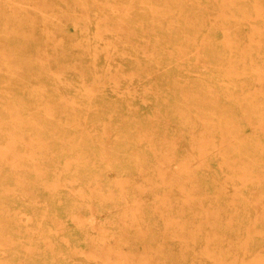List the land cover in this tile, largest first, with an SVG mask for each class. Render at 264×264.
<instances>
[{
	"label": "bare ground",
	"instance_id": "1",
	"mask_svg": "<svg viewBox=\"0 0 264 264\" xmlns=\"http://www.w3.org/2000/svg\"><path fill=\"white\" fill-rule=\"evenodd\" d=\"M111 86L134 95L145 88L151 100L124 99L115 111V100L97 97ZM70 93L86 97L71 100ZM152 103L167 105L166 119L174 117L180 127V136L171 139L163 155L157 140L169 135L168 129L141 132L151 119L133 117ZM86 109L89 118L74 116ZM91 120L97 123L91 130L102 139L114 127L126 148H112L110 136L106 143L90 141L91 130L67 134L71 122L76 128ZM186 131L195 133L191 144L200 150L197 163L193 149H182ZM129 135L144 140L128 142ZM263 139L264 0H0V264H264ZM54 140L56 154L49 156ZM84 142L86 156L72 153ZM19 143L27 148L18 150ZM148 153L153 159L144 164ZM129 155L133 164L124 160L108 168L135 179L155 171L163 176L149 179L147 189L137 185L144 192L171 181L163 207L176 209L175 216L168 218L159 207L160 217L148 221L143 204L134 205L126 196L125 208L116 210L122 220L115 229L118 237L110 234L114 226L104 222H112L115 214L96 212L74 230L90 234L94 229L101 238L60 248L66 251L60 253L51 236L37 241L18 224L24 218L23 198L7 202L13 177L7 174V160L29 167V158L36 164L48 158L62 171L102 172L107 158ZM174 158L178 162L172 168ZM108 174L90 180V186L104 185ZM221 175L226 176L223 183L212 182ZM59 183L43 179L25 190L42 195ZM37 203L27 209H39ZM87 208L91 205L78 206L73 221L84 220L81 212ZM168 219L173 228L162 227ZM51 221L58 230L67 229L68 222ZM28 234L31 238L24 240ZM50 248L54 253L45 254ZM28 249L32 252L25 253Z\"/></svg>",
	"mask_w": 264,
	"mask_h": 264
},
{
	"label": "rangeland",
	"instance_id": "2",
	"mask_svg": "<svg viewBox=\"0 0 264 264\" xmlns=\"http://www.w3.org/2000/svg\"><path fill=\"white\" fill-rule=\"evenodd\" d=\"M130 91H132V90L131 89H124V90H121V92H119L117 90V88H115L114 86H111L108 88H102V91H99V93L97 94V97L105 98V99H107V101L115 100L117 103L116 106L119 107L115 111L121 110L120 106H118V105L124 99L129 100V99L136 97V99H139L141 101L151 100L150 99L151 97L149 94L146 93L148 91L145 88L138 89L137 95L132 94V92H130ZM75 95L78 96L77 99L86 97L85 93H83V95L70 93V94H68L67 97L72 100L73 99L72 97H75ZM98 95H100V96H98ZM237 96L238 95H235L234 98L236 99ZM56 97H57V95H56ZM56 97L53 98L52 100L47 99L45 101V104H52L51 103L52 101L57 100ZM239 99H241V97H239ZM49 101H51V102L49 103ZM86 111H87V109L84 111V113H83V111L82 112L81 111L75 112L74 116L76 117V116H78L79 113H81L83 115V118H85V116L87 115ZM112 115L115 116L114 114H112ZM167 115H168V106L167 105L165 106L162 104H156V103H152L151 105H146V106L138 109L137 111H135L133 114V117L137 120L144 119V118H150L151 119V122H149L148 128L142 130L141 132H143V131L144 132H150L153 129H162V130L168 129L169 135L162 137L161 139L157 140L160 143L159 145L161 146V149L163 148L160 155H163L164 152H167V150L165 148L170 143L171 139L174 138L173 139V141H174L176 137L180 136V132H179L180 127L177 126V124L175 122V118L172 117L170 120H168V119H166ZM87 118H89L88 115H87ZM96 121L98 122V125H101L103 118L96 120ZM96 121L91 120V121H89L88 126L85 127L84 125H79L76 128L74 126L75 123L71 122L67 127V134H74L76 132L79 133L81 130H85V132H88L89 130L94 129V126L97 125ZM31 124H34V123H30L28 125L30 126ZM69 126L71 127V129ZM112 126H113V124H112ZM185 129H187V128H185ZM100 130H101V134H102L103 131L101 128H100ZM68 131H70V132L68 133ZM132 131L135 133H137V131H140V129H138V127H137V125H135V123L132 126ZM192 133L193 132H189V131L184 132L185 135H183V139H182V140H184V144L182 146V149H184L186 152H191L193 149V151H195L196 158L198 159L196 161V163H197L201 159L200 158V150L198 149V147H194V145L191 144L192 142H194V140H196V139H192V136L195 134V133H193V134ZM125 134H128V133H125ZM108 136H110L111 140L115 142L114 145L111 146L112 148L120 149V150H124L126 148V144L124 143L125 141L123 140L124 136L121 135V133L117 132L116 129H114V127L108 133L105 132L103 139L101 138L102 136H100L98 133H95L92 130H91V133H90L88 138L92 142H93V140H96V141L99 140V142H96V143L100 144L103 142L106 143L109 139ZM127 139H128V142H137V143L142 142L144 140V139L140 140V138H136V137L132 138L130 135L128 136ZM259 142L261 144H263L264 139L259 141ZM84 144H85V146L82 145V147H80L78 150H72V153H76V154H79L81 156H86L87 155V153H86L87 149H85V148H87V145L85 142H84ZM55 145H56V140L50 142V145H49L50 146V149H49L50 155L49 156L56 154V146ZM26 148H27V145L25 143H19L18 144V150H22V149H26ZM100 149L96 150L95 155L97 157L101 156L100 153H101V151H103L102 145H101ZM38 150H40V149H37V152H38ZM148 151H151V149H148ZM151 156L153 157V154L148 153L146 158L142 159V163L146 162V164H147L148 162H150V160L153 159ZM47 159L48 158H46L44 161L40 162V164H38V163L36 164V163H34L35 160L32 161V159L29 158V160H30V161H28L29 167L24 166V165H13L7 160V170H9V172L7 171L8 172L7 174H11V172L13 173L11 175V176H13L11 179V184L9 186H7V188H8L7 189V202H8V200H10V198H13L14 196H17L19 198H23L24 210L22 211V213H24V218H23V220H21V218H20L18 224L21 225L24 228V230L29 229V232H30L29 234H33V236H36L35 238L37 241H40L41 236H44V238L47 237V235L51 236V239L53 240V243H54V247H56V252L66 253V251L64 249L62 250L60 248H64L66 246L68 247V246H72V245H76V244L81 245V244L93 243L96 240L100 239L102 234H100L98 231H96L94 229L90 230L91 231L90 234H89V232L88 233L85 232L83 234V233L78 232L77 230H74V228H76V224H78V223L82 224L85 221H89L90 217L93 216V214L96 212L101 216H105V214H108L109 211L113 212L112 214H115L113 216L112 222L110 220L109 221L104 220V222H106V223L108 222V224L114 226V229L111 230L110 234L111 235L115 234V236L118 237L117 233L115 232V229L118 227V225L121 224L122 220L118 217V213L116 210L121 209V208H125V205L122 204L121 202H122V200L126 199V196H128L129 199H131V201L133 202L134 205L140 203L141 207H142V204H143V209L148 212V216H147L148 221H151L149 219H151L152 216H158L157 217V219H158L160 217V215L162 214V212H161L162 209H160L159 207H163V205L165 206L168 203L169 197L168 196L166 197V194H167L169 188L172 187L171 181L161 182V186H160V188H158V190H155V191L149 190L147 192H144V190L147 189L149 186V179L153 178L156 181H158L159 179L162 180L163 176L160 175L157 171H155L152 174V176L147 175L148 178L135 179V178H131V176H129L130 174H128L126 172H122V173H126L129 177L128 176L125 177V176L121 175L122 173L119 174L118 171H114L113 169L111 170L108 168L109 164L112 163L113 164V165H111V167H112V166H115V164L117 165L118 162H122L124 160H126V163L128 162L129 165H131L134 163V155H129V157H127V159H120V158H117L115 156H113L112 158H107L105 160L104 170L102 172H96L95 170H89L87 172H80V171H77L75 169H73L69 172L62 171V166H52L49 164ZM64 161H66V158H63L62 163ZM171 161H170L171 162L170 166L173 168L177 165L178 161H176L175 158L172 159ZM182 161L184 162L185 160L182 159ZM3 167L5 169L6 163H4ZM85 173H87V174H85ZM103 173H109L108 175L110 176V179H108V182H106L104 185H101L100 187H96L93 185L90 186V184H89L90 180L95 179L97 176H99ZM16 177H18L20 180H22L21 184H19L17 182V180L15 179ZM43 179H48L50 182L57 180L58 183L60 181H61V183H59L57 187H49V189H47L44 193H42V195L41 194L38 195L36 193H35L36 195L26 193L25 185H28L30 187L35 182H37L39 180H43ZM225 179H226V176H224V175L223 176L221 175L219 177L216 176L214 178V181H212V182L213 183H223V181H225ZM120 180H123L122 183L124 184L123 187L125 189L121 188L122 183L121 184L118 183V181H120ZM175 182H176V179L172 180L173 184ZM115 185L117 186V188L113 189V186H115ZM137 185L138 186L144 185L146 188L143 191H140ZM166 187H169V188H166ZM74 188H75V190H74ZM174 189L176 190V187ZM67 191L71 195H68ZM82 191H86L88 193V195L83 196L82 194H80V192H82ZM111 193H113V195H115L117 198H115V199L110 198L109 196ZM100 194L106 195L108 198L111 199V201L108 198H104L102 200L99 199L98 195H100ZM170 198L175 200V197H173V196ZM120 199H121V201H120ZM36 201H38L37 206H40L39 209H36L35 211L33 209H31V210L27 209V208H30L31 204H34ZM114 201L116 203H114ZM163 202H165V203L163 204ZM82 204L85 206L91 205V208L84 209V211L81 212L83 214L82 217H84L83 218L84 220H81V221L78 220L77 222H75V221H73L72 218H73V216H75L79 213L78 206H80ZM154 208H156V209H154ZM43 210L45 212H43ZM102 211H104V212H102ZM163 211L165 212V216H167V217L168 216L169 217L175 216V214L178 213V211L176 209H174V208L169 209L167 206H166V208L163 207ZM151 212H153V213H151ZM179 213L184 214L185 210L179 211ZM53 214H55V215H53ZM11 215H13V213ZM38 217H39V219H38ZM57 218H60V219L64 220L65 222H68L67 229L64 228L62 230H58L57 227H54L56 224L55 223L52 224L51 219H57ZM67 218H69V219H67ZM41 219H43V221L46 220L48 223H44V225H43L41 223ZM168 221H169V219L165 220V222L162 223L163 224L162 227L166 228L167 226H169V228H170V226H172V228H173L175 223H173L171 221L168 222ZM29 234L24 236L23 239L28 241L31 238ZM11 237L15 238L13 236H11ZM116 237H113L112 239H116ZM169 237H172V236H169ZM44 238H42V239H44ZM77 239H79V240H77ZM171 240H176V236L172 237ZM37 241H36V245H38ZM163 245H165V244H163ZM35 246H33V247H35ZM57 248H59V249H57ZM28 250H25V253L32 252V249H28ZM23 251L21 253H24ZM44 252L47 255L54 253L52 248L47 249ZM68 254L73 256L74 252H68ZM82 255H86V252H83ZM212 264H215V263L213 262ZM216 264H219V262L216 261Z\"/></svg>",
	"mask_w": 264,
	"mask_h": 264
}]
</instances>
